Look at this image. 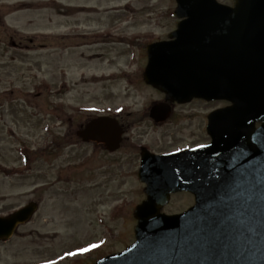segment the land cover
<instances>
[{
    "label": "rangeland",
    "instance_id": "rangeland-1",
    "mask_svg": "<svg viewBox=\"0 0 264 264\" xmlns=\"http://www.w3.org/2000/svg\"><path fill=\"white\" fill-rule=\"evenodd\" d=\"M174 8V0H0V215L32 199L30 191L40 182L25 176L29 168L35 178L47 162L59 167V182L49 189L58 196H45L33 220L0 242V264H84L133 242L139 156L132 145L147 144L153 152L182 146L189 137L186 123L196 125L182 115L216 104L176 107L174 119L157 128L141 116L129 143L112 156L80 141L71 146L64 133L87 115L120 108L139 119L163 99L142 79L144 44L174 29ZM27 38L36 47L8 45ZM49 140L55 144L38 152ZM37 153L45 155L43 161ZM73 163L75 176L68 170ZM181 198L175 196L166 211L181 210ZM96 218L108 225L103 240ZM90 244L96 246L92 253L72 259L73 249Z\"/></svg>",
    "mask_w": 264,
    "mask_h": 264
},
{
    "label": "water",
    "instance_id": "water-1",
    "mask_svg": "<svg viewBox=\"0 0 264 264\" xmlns=\"http://www.w3.org/2000/svg\"><path fill=\"white\" fill-rule=\"evenodd\" d=\"M175 2L174 16L186 20L169 35L171 41L147 47L143 80L162 92L165 102L202 98L228 100L232 107L209 116V146L142 156L138 177L146 183L147 200L134 209L135 242L95 264H210L223 245L214 229L215 212L225 211L229 201L264 208V0H232V11L214 0ZM169 113L167 103L154 104L150 117L161 123ZM79 135L112 152L121 131L97 118ZM183 190L195 196L196 205L178 216L160 214L169 193ZM35 210L29 204L0 218V241L8 240ZM253 225L264 227V220ZM251 248L252 264H264V229L253 231ZM246 249L244 242L243 258Z\"/></svg>",
    "mask_w": 264,
    "mask_h": 264
},
{
    "label": "flooded vegetation",
    "instance_id": "flooded-vegetation-1",
    "mask_svg": "<svg viewBox=\"0 0 264 264\" xmlns=\"http://www.w3.org/2000/svg\"><path fill=\"white\" fill-rule=\"evenodd\" d=\"M216 2H218V4L220 5H224L227 8H224V10L227 11H232L234 9L231 8L232 3L230 0H216ZM176 24V22H175ZM24 43H26L27 45H25ZM34 41L32 39H26L25 42L23 41H19L17 43H14L13 41H9V47L15 49V50H21V49H30L31 47L35 46L33 44ZM32 46H31V45ZM41 46V45H40ZM29 94V93H28ZM200 102L203 105L207 104L204 101L201 100H192L191 102L187 103V104H183V105H178V104H171V113H170V118L163 124H155L152 120H150L149 116H148V111L145 109L142 115L139 116V119L136 116H133V113H121L119 115H113L114 117H116L115 119L118 121V124L123 132V139L121 141L120 147L117 151H115L114 153H109L107 150H104L102 148V146L94 144V143H83L80 139L79 136L77 135V133L79 131H81L84 128V125L89 122V120H91L94 117H97V115H87L85 117V121L83 123L78 124L75 128L71 126V124H68V129L65 130L64 136L69 138V142L71 146H76L79 141L81 143H83L84 145L90 146L91 149H100L102 151V153L104 154H108L110 156L115 155L117 153H119L125 146L126 143H129V132L131 130V128L136 125V123H140L141 122V116L146 119V121L151 124L152 127H160L163 126L167 123H170L175 115V109L176 107H183V108H187V110L191 109V106H193L192 104ZM215 106H211L207 112H201V113H191V114H183L182 117L186 120V121H190L192 119H194L196 121V125L192 124V123H186V130L188 132V136H186V140L184 141L185 144H183L182 146H176L173 149L170 150H166V151H160V152H153V149L151 148L150 145L147 144H140L139 142H136V145H132V147L134 149H136V154L138 156H141L142 153H155V154H160L162 152H170V151H178V150H183V149H193L196 147H199L201 145H205L209 142V138L207 136V132H206V125H207V116L210 112L214 111V110H218V109H223L226 107H229L230 104L228 103H224V102H215ZM182 112H184V110H182ZM194 114V115H192ZM107 116V115H106ZM137 119V121L135 120L132 123H129L130 120H134ZM43 121V120H42ZM59 121V119H58ZM61 123V121H59ZM43 124V123H42ZM40 126V131L43 132L45 131V126H41L40 124L38 125ZM50 141V140H49ZM47 141V142H49ZM55 142L54 141H50L49 143H47L46 145H42L39 146L38 152H45V148L44 146H49V145H54ZM37 155L39 156V158L41 159V161L44 160L45 155H43L42 153H37ZM139 165V157L137 159V168ZM51 166V162H47V165L44 166L41 171H39L38 176L37 177H33L32 176V170L31 168H29V170L27 171L28 174H26L25 176L28 179H31L33 182L35 181V179L40 182L39 185H35L34 188L31 189L30 192H32L33 194L32 199L29 202H36L38 209L41 207V204L44 202L45 196H47V198L49 197H54V196H58L54 191H53V195H49V189L53 188L54 186L57 185V183L59 182V167L57 168H50ZM77 164L73 163L69 165V172L70 175L75 176V173H77ZM141 183L139 181H137V197L138 200L136 202V205L140 204L145 198L146 196L143 193V186L141 188ZM56 189H58L56 187ZM142 194V196H141ZM178 195H183V198L186 199V204H184L182 206L181 210L178 211H174V212H170L168 211V214H176V213H180L183 212L187 209H189L191 206L194 205V198L192 195H190L189 193H177L174 195L170 196V200L167 204V207L171 204L172 200L175 198V196ZM36 196V198H35ZM35 200H34V199ZM183 198H181L183 200ZM190 198V199H189ZM118 204V203H117ZM123 206V200H121V205L120 207L122 208ZM240 213H245V216H235L231 219H229V215H228V211L224 212V216L222 215V210H219V216L217 217L218 223L216 225V228L219 231V234L221 236H223L224 238H229L231 236H233L235 239L240 238L243 231H245L246 234L251 235L252 233V219H253V215H252V208H246L244 211L242 209L237 210ZM124 218V215H123ZM224 219V220H223ZM243 219L245 221H243ZM123 220V219H122ZM97 227L100 229V235L99 236H107L108 235V226L106 224V222H102L100 221V223L97 225ZM118 251H110L107 252L105 254L100 255L105 256V255H109L115 252H119ZM227 252H229V250L227 248H218L217 249V253L215 252L214 257L212 260L209 261L210 264H227L228 262V257L227 256H223V255H227ZM223 254V255H221ZM95 261V260H94ZM94 261H91L87 264H92ZM247 264H251L252 259L251 256H249L246 259Z\"/></svg>",
    "mask_w": 264,
    "mask_h": 264
}]
</instances>
